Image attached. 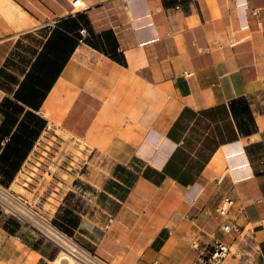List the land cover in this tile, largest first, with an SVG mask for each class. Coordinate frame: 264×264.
Wrapping results in <instances>:
<instances>
[{
    "label": "crops",
    "instance_id": "0c3cea01",
    "mask_svg": "<svg viewBox=\"0 0 264 264\" xmlns=\"http://www.w3.org/2000/svg\"><path fill=\"white\" fill-rule=\"evenodd\" d=\"M71 2L0 0V103L69 15L82 38L107 46L109 31L119 57L78 39L8 185L21 179L45 216L112 263L203 264L220 240L235 249L220 264H264V0ZM50 128L94 143L88 160L103 159L105 175L82 162L42 181L46 159L31 155ZM58 253L0 209V264H51Z\"/></svg>",
    "mask_w": 264,
    "mask_h": 264
},
{
    "label": "trees",
    "instance_id": "16d2710c",
    "mask_svg": "<svg viewBox=\"0 0 264 264\" xmlns=\"http://www.w3.org/2000/svg\"><path fill=\"white\" fill-rule=\"evenodd\" d=\"M71 30H76L77 33L71 35L68 33ZM94 36L99 38V33ZM105 36L107 37V46L88 36L82 38L75 16L69 15L60 19L51 29L41 50L30 62L29 69L19 82L13 97H5L2 100L0 103V112L3 114V120L0 123V182L3 185L8 186L10 180L13 179L15 172L20 168L34 141L45 126V120L36 111L63 64L69 58L78 39L82 38L85 42L119 60L115 53L117 44L115 38L110 36L109 31L105 32ZM20 114L23 116L18 120ZM7 136V140L1 146V141ZM54 223L70 234L59 224Z\"/></svg>",
    "mask_w": 264,
    "mask_h": 264
},
{
    "label": "built area",
    "instance_id": "2783aa9c",
    "mask_svg": "<svg viewBox=\"0 0 264 264\" xmlns=\"http://www.w3.org/2000/svg\"><path fill=\"white\" fill-rule=\"evenodd\" d=\"M78 0H72L73 7H77ZM189 75V72H185ZM232 203L229 197H224L217 208V213L223 215ZM0 209L3 213L17 217L26 223L38 235L55 245L59 251L69 254L79 264H113L91 251L72 235L58 227L51 218L31 206L21 195L0 182ZM221 229L225 232L233 229L231 225L223 223ZM208 256L202 259L203 264H220L230 253V247L225 242L215 240Z\"/></svg>",
    "mask_w": 264,
    "mask_h": 264
},
{
    "label": "rangeland",
    "instance_id": "374dc122",
    "mask_svg": "<svg viewBox=\"0 0 264 264\" xmlns=\"http://www.w3.org/2000/svg\"><path fill=\"white\" fill-rule=\"evenodd\" d=\"M44 144L45 147H40V150H35L31 157H35L36 160L40 162H43L44 159H46V169H43L45 171L42 175L44 178L42 181L45 183L58 179V175L65 178L69 177L68 173L79 169L82 162H84L83 170H86L88 173H92V177H96L100 174L105 175L106 164L103 159L95 157L92 161L88 160L89 152L87 149H90L94 143L92 144L85 139L71 138L57 128H55V130L50 128L49 135H47ZM20 176L23 177L24 173L20 174ZM19 182H21V179H16L13 184L8 185L7 187L21 195L31 206L43 213L38 208L39 200L36 198V202H34L33 194L28 192ZM243 235H249L247 230L244 231ZM234 250V248H231V251ZM229 256L230 255L227 257ZM66 263V260L62 259L61 264ZM75 264L79 263L76 262ZM113 264L116 263L114 262ZM241 264H248L247 259L244 258Z\"/></svg>",
    "mask_w": 264,
    "mask_h": 264
},
{
    "label": "bare ground",
    "instance_id": "6f19581e",
    "mask_svg": "<svg viewBox=\"0 0 264 264\" xmlns=\"http://www.w3.org/2000/svg\"><path fill=\"white\" fill-rule=\"evenodd\" d=\"M62 259L66 260L67 262L66 264L76 263L75 260L72 257H70L68 253L61 251L58 253L57 257L54 259V261H52L51 264H61Z\"/></svg>",
    "mask_w": 264,
    "mask_h": 264
}]
</instances>
